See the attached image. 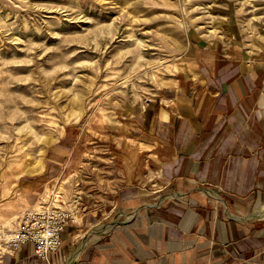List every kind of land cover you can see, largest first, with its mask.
Masks as SVG:
<instances>
[{
    "label": "rangeland",
    "instance_id": "1",
    "mask_svg": "<svg viewBox=\"0 0 264 264\" xmlns=\"http://www.w3.org/2000/svg\"><path fill=\"white\" fill-rule=\"evenodd\" d=\"M233 31L264 41V0H0V227L33 205L104 203L127 121ZM197 189L231 218L250 216ZM158 190L145 207L184 196ZM114 219L99 226L132 218Z\"/></svg>",
    "mask_w": 264,
    "mask_h": 264
},
{
    "label": "crops",
    "instance_id": "2",
    "mask_svg": "<svg viewBox=\"0 0 264 264\" xmlns=\"http://www.w3.org/2000/svg\"><path fill=\"white\" fill-rule=\"evenodd\" d=\"M231 36L127 121L112 152L116 189L75 210L78 224L66 226L57 252L43 260L26 242L0 250V264H264V41ZM201 184L250 216L231 218ZM158 188L184 196L145 207ZM115 216L132 219L101 229Z\"/></svg>",
    "mask_w": 264,
    "mask_h": 264
},
{
    "label": "built area",
    "instance_id": "3",
    "mask_svg": "<svg viewBox=\"0 0 264 264\" xmlns=\"http://www.w3.org/2000/svg\"><path fill=\"white\" fill-rule=\"evenodd\" d=\"M75 210L52 204L26 207L11 226L0 227V250L15 252L26 242L34 244L37 257L48 260L60 249L67 225L78 224Z\"/></svg>",
    "mask_w": 264,
    "mask_h": 264
},
{
    "label": "bare ground",
    "instance_id": "4",
    "mask_svg": "<svg viewBox=\"0 0 264 264\" xmlns=\"http://www.w3.org/2000/svg\"><path fill=\"white\" fill-rule=\"evenodd\" d=\"M71 260H72V257L69 259V261H71ZM69 261H68V262H69ZM66 264H67V263H66Z\"/></svg>",
    "mask_w": 264,
    "mask_h": 264
}]
</instances>
